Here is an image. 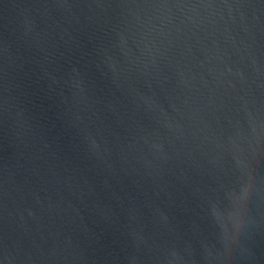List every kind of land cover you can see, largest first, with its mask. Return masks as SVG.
<instances>
[{
	"label": "water",
	"instance_id": "water-1",
	"mask_svg": "<svg viewBox=\"0 0 264 264\" xmlns=\"http://www.w3.org/2000/svg\"><path fill=\"white\" fill-rule=\"evenodd\" d=\"M0 264H264V0H0Z\"/></svg>",
	"mask_w": 264,
	"mask_h": 264
}]
</instances>
